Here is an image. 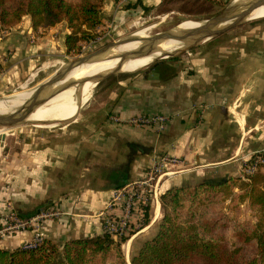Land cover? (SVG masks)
Listing matches in <instances>:
<instances>
[{
	"label": "crops",
	"instance_id": "crops-1",
	"mask_svg": "<svg viewBox=\"0 0 264 264\" xmlns=\"http://www.w3.org/2000/svg\"><path fill=\"white\" fill-rule=\"evenodd\" d=\"M137 1L151 8L163 2L123 4ZM140 9L105 0L102 16L122 24ZM24 17L0 37V65L11 79L64 45L70 32L61 22L31 43L30 17ZM253 27L212 37L182 56L105 85L94 95L87 129L38 131L26 135L22 146L16 138L9 141L6 161L0 162V210L12 207L23 216L52 211L44 221L45 237L62 250L69 239L102 233L99 213L113 192L145 177L163 155L179 159L167 165L172 173L164 177L166 188L240 176L244 160L264 149V18ZM115 115L122 120L113 121ZM140 115L169 120L163 131L127 122ZM31 236V231L8 235L0 247L13 250Z\"/></svg>",
	"mask_w": 264,
	"mask_h": 264
},
{
	"label": "trees",
	"instance_id": "trees-1",
	"mask_svg": "<svg viewBox=\"0 0 264 264\" xmlns=\"http://www.w3.org/2000/svg\"><path fill=\"white\" fill-rule=\"evenodd\" d=\"M103 5L104 0H0V26L15 27L25 15L34 29L65 21L71 28L65 45L71 51L79 40L96 37ZM137 5L150 10L142 1L125 7ZM250 179L253 183H242L237 192L234 177L166 188L160 196L163 217L158 230L138 244L131 264H264V174ZM256 183H263L262 189ZM246 199L244 211L253 212L254 220L238 217ZM145 209L147 225L149 208ZM127 239L117 241L103 231L69 239L60 250L53 240L44 238L34 249L0 247V264H128L122 246Z\"/></svg>",
	"mask_w": 264,
	"mask_h": 264
},
{
	"label": "rangeland",
	"instance_id": "rangeland-1",
	"mask_svg": "<svg viewBox=\"0 0 264 264\" xmlns=\"http://www.w3.org/2000/svg\"><path fill=\"white\" fill-rule=\"evenodd\" d=\"M121 1L122 0H116L117 6L119 8L125 7V4L121 3ZM232 1L233 0H163V2L158 7H154V8L150 7V10L148 11L144 10V8L143 10L140 9V10L132 11L129 17H126L128 19H125V21L122 22V24L121 23L118 24L113 21H108L104 19V17L102 16V23L98 25L94 31L95 36H96L94 39H92L89 42L87 39L79 40L77 42V45L74 47L75 49L73 48V50L71 51L67 49V46L65 45V43L62 46H57L53 52H49L47 55H45V57L42 60L34 64L33 67L27 69L22 75L18 76L15 79H11V74L7 73V71L2 70V65H0V72L2 70V73H3L0 76V98L4 97L5 95H9L14 92L20 91L23 89L24 86H26L25 88H35L39 86L40 84L45 83L47 79H49L57 71L67 67L69 64L73 63L77 59L81 57H85L91 53H94L98 51L99 49H102L112 44L113 42H118L122 39L129 38L140 29L144 28L142 31H140L137 34L136 36L137 41H140L141 38H144V39L151 38L152 35L158 32L168 30L177 25H180L182 22L193 23L194 25H196L197 22L205 21L221 13ZM104 4H105V0H104ZM103 9H104V5H103ZM255 18L256 16H254L252 19L244 20L242 23L227 30L223 34L231 35V34H237V33H245L250 28H254L253 26L255 25V23H257L258 20L262 19V18H258V19H255ZM24 20H25V17H23L19 23L23 22ZM30 26H31V20H30ZM51 27L52 26L38 27L37 29H34L31 26L33 30L31 31V34H30L31 36L28 37L29 41L31 43H36L44 35L47 34L46 29L51 28ZM9 30H11V28L8 29L4 26H0V37L5 35ZM70 31H71V28H70ZM81 35L82 34L80 33V36ZM204 42L196 43L193 40L185 41L182 43V47L174 49L171 52L162 53L149 66L150 67H152L153 65L155 66L160 61H165V59L167 60L168 58L173 59V58L182 56V54L185 53V51L189 49L198 48ZM149 66L144 67V68L147 69ZM127 74L129 73L125 74L124 72H114L104 77H101L99 79H95L96 84H95V87H93L92 89L91 95L83 102V104L81 105V108H79L78 110L73 109L74 111L72 110L70 111V113H67L65 118L64 117L60 118L58 116H52L49 119L43 122H40V123L27 121L24 124H19L21 126H18L14 129L9 128L4 131H1L0 135L2 133H6V137L5 139L0 138V162L6 161L5 156H6L8 147H9L8 143L9 141H12V139L14 138H16L17 140V145L22 146L26 135L28 134L33 135L34 133H37L38 131L47 132L49 134H62V133L65 134V133H68L69 131H72L78 128V125H80L82 129H87L85 125L89 121L88 117H90L91 115L90 109H91L92 103L94 102L95 93L109 83H116L119 79L124 78ZM73 104H77V103H73ZM76 119L78 122H75V124H73ZM25 124H29V125H25ZM4 152L5 154L2 155ZM164 172L166 171H163V173ZM163 173L159 179L163 177ZM256 174L257 175L264 174V167L259 168V170L253 175H256ZM253 175H247L243 171V166H242V171H241L240 176L234 177V178H237V188L235 191L236 192L241 191L243 187L242 183L244 182L253 183V179L252 180L250 179ZM164 183L158 188L156 187V185L155 186L153 185L154 190L156 187V192L159 195V199H160L162 192L166 190V186H164ZM256 184H257L256 185L257 187L262 189L263 183H256ZM247 200L248 199L241 202L240 211L238 212V217L239 219H243L245 218V216H247L254 220L255 217L253 216L254 215L253 212L249 210H247V212L244 211ZM229 202H230V199L226 201V204H228ZM155 207H156V202L154 198L153 203L148 206L149 208L148 213L150 216V222L153 220V222L155 223H153L152 227H150L145 232L141 233L134 240L133 239L131 240L130 236H133L136 230H138L139 225L136 224V220L132 222L131 229H129L126 233L128 235H125V236H128L129 239H127L125 242L122 243L123 251L126 255V259L128 258L126 249L128 248L127 244H129V240H131L129 244V259H130L132 254H134L135 251L138 249L139 247L138 244L140 242L146 239H149L156 234L158 230V225L163 217V209H162V216L160 215V217L154 221ZM104 210H108V209H104ZM120 239L121 238H117L115 240L120 241Z\"/></svg>",
	"mask_w": 264,
	"mask_h": 264
},
{
	"label": "bare ground",
	"instance_id": "bare-ground-1",
	"mask_svg": "<svg viewBox=\"0 0 264 264\" xmlns=\"http://www.w3.org/2000/svg\"><path fill=\"white\" fill-rule=\"evenodd\" d=\"M252 1L253 0H236L235 3L242 5L239 10V12H241ZM254 16H256L255 19L264 18V5L256 8L248 16L247 19H252ZM203 23H205V21L197 22L196 25H194L193 23L182 22L178 27L185 29L187 32L195 35H203L206 33V30L201 27ZM206 25H208L209 27V25L211 24L210 22H207ZM143 29H140L135 32L132 35L133 39L131 41L126 40L123 43L115 45L114 47L105 51L102 55L97 56L89 61H86L78 66H75L72 70L67 73V75L63 79L56 82L47 92L53 91L60 85H63L69 81H79V83H77L73 87L59 92L44 104L18 117L17 119L6 122H1L0 120V132L9 128L14 129L18 126H21L19 124H24L27 121L40 123L49 119L52 116L65 118L66 114L70 113V111H72L73 109L78 110L79 108H81L83 102L91 95L92 89L93 87H95L96 84L95 79H92L93 77H104L114 72H124L125 74L131 72L134 73L135 71L138 72V70L147 67L149 64H151L162 53L171 52L174 49L182 47V43L188 41L186 38L182 37H172L169 39H165L159 43L157 48L149 50L144 54H139L137 57H131L129 59H126L123 63H121V60L119 58L121 54L138 49V47H140L142 44L146 43L150 39L148 38L140 41L136 40L137 34ZM25 87L26 86H24L23 89L20 91L5 95L4 97L0 98V115L13 113L14 111L26 104V102L34 94L36 87ZM159 205L160 204L158 202L154 210V221L157 220L161 215ZM129 244H127L128 248L126 249L128 257L127 259H129Z\"/></svg>",
	"mask_w": 264,
	"mask_h": 264
},
{
	"label": "built area",
	"instance_id": "built-area-1",
	"mask_svg": "<svg viewBox=\"0 0 264 264\" xmlns=\"http://www.w3.org/2000/svg\"><path fill=\"white\" fill-rule=\"evenodd\" d=\"M125 1L122 0L121 3ZM111 119L116 122L122 120L116 115ZM168 120L166 115H140L127 119V122L137 127L153 125L159 131H163ZM178 162L177 157L163 155L155 161L145 177L118 187L106 206L108 210L99 213L104 231L111 233L112 237L117 239L128 235L126 233L131 229L132 222L135 220L139 225L138 229L144 228L145 208L153 203L154 198L156 204L160 202L156 187L163 185L165 175L172 173L168 171L167 165ZM261 167H264V149L253 153L243 163V171L247 175L255 174ZM163 171L166 172L163 173ZM162 173L163 177L159 179ZM153 185H156L155 190ZM53 214L52 211L42 210L34 215L23 216L12 207L0 210V243L8 235L31 231L32 236L25 240L21 247L24 249L38 247L46 238L43 228L44 221Z\"/></svg>",
	"mask_w": 264,
	"mask_h": 264
},
{
	"label": "water",
	"instance_id": "water-1",
	"mask_svg": "<svg viewBox=\"0 0 264 264\" xmlns=\"http://www.w3.org/2000/svg\"><path fill=\"white\" fill-rule=\"evenodd\" d=\"M263 5H264V0H253L252 2L249 3L247 7H245V9H243V11L239 12L242 5L235 3V0H233L221 13L205 20V23L201 25V27L206 30L205 34L195 35L187 32L185 29L179 28L178 27L179 25H177L173 28L152 35V37L146 43L138 47V49L131 52L123 53L120 55L119 58L121 60V63H123L126 59H129L131 57H137L139 54H144L149 50L157 48V46L162 40L169 39L172 37H182V38H186L187 40H193L196 43L204 42L212 37L223 34L227 30L242 23L244 20H247L248 16L256 8ZM207 22H210L211 24L209 25V27L208 25H206ZM129 38L122 39L118 42H113L112 44L102 49H99L94 53H91L85 57H81L77 59L73 63L69 64L67 67L60 69L52 77H50L45 83H42L35 88L34 94L30 97V99L26 102L24 106L20 107L13 113L0 115L1 122L17 119L18 117L44 104L59 92L68 89L70 87H73L74 85L79 83V81H69L63 85H60L58 88L54 89L53 91H50V93L47 92L56 82L63 79L67 75V73L70 70H72L75 66H78L86 61H89L97 56L102 55L105 51L109 50L115 45H119L126 40L131 41L133 39L132 36ZM143 39L144 38H141V40ZM99 78L101 77L95 76L92 79H99ZM5 137H6V133H2L0 135L1 139H5ZM127 262L128 264H131V259H127Z\"/></svg>",
	"mask_w": 264,
	"mask_h": 264
}]
</instances>
